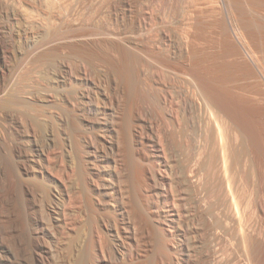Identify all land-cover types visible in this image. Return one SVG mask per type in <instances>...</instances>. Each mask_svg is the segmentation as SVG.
Returning a JSON list of instances; mask_svg holds the SVG:
<instances>
[{
    "label": "bare ground",
    "instance_id": "1",
    "mask_svg": "<svg viewBox=\"0 0 264 264\" xmlns=\"http://www.w3.org/2000/svg\"><path fill=\"white\" fill-rule=\"evenodd\" d=\"M89 1L116 27L84 25L86 0H32L31 23L0 0L55 25L20 64L0 34V97L30 56L61 63L0 111L1 264H264V0H157L181 30L162 52L137 0Z\"/></svg>",
    "mask_w": 264,
    "mask_h": 264
},
{
    "label": "rangeland",
    "instance_id": "2",
    "mask_svg": "<svg viewBox=\"0 0 264 264\" xmlns=\"http://www.w3.org/2000/svg\"><path fill=\"white\" fill-rule=\"evenodd\" d=\"M25 0H23V6L27 9V14H28V16H29V18H31V19H29V18H27V19H29V20H26V21H29L30 23H31V21H34V19L36 18L35 17V11H34V4H33V2H32V0H26V1H29L30 3H28V2H24ZM87 1H89V0H86V3H85V5H84V8H85V6H86V8L85 9H83L84 11H82L81 13L83 14H81L80 15V21H82V20H84L85 22H83V24L84 25H86L87 23H88V20L90 19L91 20V18H94V16H96V14L94 13V11H93V9L90 7V5L91 4H93L92 2L90 3V1L89 2H87ZM148 1V2H147ZM153 1V2H152ZM137 0V1H135V6H138L136 9H137V12H138V10L140 11V13H143L144 15H146V13L148 12V16H149V14H150V12H151V14H152V12L154 13V14H152L151 15V17L153 16V18H151L152 20L150 21V19H147L148 18V16L146 17V18H144V20H143V25H142V30L143 31H140V33L138 34H136L137 36H136V38H138L139 37V39L141 40H143L144 39V41H143V43L146 45L147 44V47L150 49V50H155V51H163V45L162 44H160V42L158 41L157 42V39H159V38H157L159 35H158V33L160 34V28H161V26L163 25V26H167L166 28H168L169 27V30H170V32H172V34L174 35L175 33V35H177L178 33H181V30H179L180 29V27H177V25H176V23H175V21H173L174 20V17H173V13L170 11V13H169V10H168V8H167V10L165 11V10H161L159 7H158V1L157 0ZM137 2V3H136ZM32 3V4H31ZM147 3V4H146ZM90 4V5H89ZM138 4V5H137ZM29 5V6H28ZM150 5V6H149ZM152 5V6H151ZM92 6V5H91ZM148 6V7H147ZM154 6H156V7H154ZM142 7V8H141ZM152 7V8H151ZM24 8V9H25ZM30 8V9H29ZM31 8H33V12H34V14H32L31 13V11H32V9ZM150 8V9H149ZM154 8V9H153ZM159 8V9H158ZM25 9V10H26ZM91 9V10H90ZM158 9V10H157ZM142 10V11H141ZM86 11V12H85ZM158 11V12H157ZM160 11H161V13H160ZM164 11V12H163ZM92 12H93V14H92ZM145 12V13H144ZM156 12V13H155ZM30 13V14H29ZM159 15H163V16H161L162 18H163V23L162 22H160L158 19L156 20V16H158V14ZM171 13H172V15H171ZM31 14L33 15V20H32V16H31ZM157 14V15H156ZM167 14H169V15H167ZM94 15V16H93ZM93 16V17H92ZM155 16V17H154ZM88 19H87V18ZM98 17V18H97ZM106 18L107 19V17L106 16H102V18H101V16H96L95 18H96V20H95V18L94 19H92L91 21L93 22V23H91V21L89 20V24L88 25H94L95 26V21H97V25L99 26H101V25H103V26H105L106 28H107V26L108 27H111V28H108V29H113V28H115L116 27V25L114 24V23H112V22H110V21H108V20H104L103 18ZM254 17V16H253ZM84 18V19H83ZM164 18H166V21H165V19ZM172 20H171V19ZM86 19V20H85ZM154 19V20H153ZM31 20V21H30ZM94 20V21H93ZM146 20V21H145ZM254 20L255 21H258L259 20V18L258 17H254ZM20 21L21 20H16V19H13V18H11L10 16H8V15H4V14H2V15H0V34L1 35H3L4 37H5V40H6V42H7V44L10 46V48H11V50H13V52L15 53V58L13 59V61H15V62H18L19 64H20V58H19V56L21 55V53H22V51L23 52H25V50L29 47V45L28 44H26L27 42L25 41V39H31L30 41H32L33 39H42V38H44L47 34V32H49V31H46V29H47V26L43 29L44 31H45V33H44V31L42 30H40L39 32H38V30L37 29H35V28H33L32 26V29H31V27H30V25H25V24H23V23H25V22H23V20L21 21L22 23H20ZM102 22V24H100L101 22ZM105 21V22H104ZM260 21V20H259ZM87 22V23H86ZM95 22V23H94ZM100 22V23H99ZM110 22V23H109ZM170 24H169V23ZM172 22V23H171ZM86 23V24H85ZM105 23V24H104ZM145 23V24H144ZM149 23V24H148ZM153 24V25H152ZM154 24H155V26H154ZM168 24V25H167ZM175 24V25H174ZM150 25V26H149ZM156 25H157V27H156ZM174 25V26H173ZM21 26V27H20ZM48 26H50V25H48ZM55 25H54V23H52V26H50V27H48V29L49 28H51V27H54ZM145 26V27H144ZM147 26V27H146ZM171 26V27H170ZM29 27V28H28ZM155 27V28H154ZM174 27V28H173ZM145 28V29H144ZM152 28V29H151ZM159 28V29H158ZM173 28V29H172ZM23 29V30H22ZM47 29V30H48ZM151 29V30H150ZM158 29V30H157ZM172 29V30H171ZM50 30V29H49ZM34 31H36V32H34ZM27 32V33H26ZM152 34H151V33ZM35 33V34H34ZM157 35H156V34ZM33 34V35H32ZM154 36H156V37H154ZM146 37V38H145ZM24 38V39H23ZM149 38H150V40H149ZM146 39V40H145ZM153 40V41H152ZM25 41V42H24ZM146 41V42H145ZM29 42V41H28ZM153 42V43H152ZM151 43V44H150ZM153 44V45H152ZM158 44V45H157ZM148 45H152V46H148ZM156 47V48H155ZM161 47V48H160ZM73 63H75L74 62V59H72V65H74ZM23 65L21 66L20 65V67L18 68V70H17V72H16V74L14 75V76H12V78L10 79V81H8V85H9V87H8V90H7V93L6 94H4L5 96H3V97H0V111L4 108V107H6L7 105L9 106V110L10 109H12V108H18V105L16 104L15 106H14V102H13V100L11 101V99H13L12 98V96L15 94H18L20 91H21V89H20V84L22 83V80L23 79H26L27 81L25 82L27 85H29V87H28V89H30L31 90V88L30 87H32V89H33V83H31V82H33V80H34V76H35V72H36V70H38V71H40V73H41V75H39L40 76V78H42V80H43V89H45V88H47L48 86H47V84H49L48 83V78L50 77V75H52L53 74V71H58L59 72V70H60V68H61V63H60V60L59 59H55V60H53V61H50V60H43L41 63H39V66L37 65V64H35L34 62H33V59H31V56L28 58V59H26V62L25 63H22ZM37 67V68H36ZM1 81V80H0ZM21 81V82H20ZM24 81V80H23ZM30 82V83H29ZM19 88V89H18ZM16 89V90H15ZM17 91V92H16ZM13 92V93H12ZM16 92V93H15ZM43 92V91H42ZM144 92H146V91H143L142 93H144ZM12 95V96H11ZM14 95V96H15ZM146 95V93H144V95L143 96H145ZM7 100V101H6ZM8 100H9V102H8ZM12 102V103H11ZM7 103V104H6ZM12 106H11V105ZM7 106V107H8ZM27 106V105H26ZM23 106L24 108L22 109V108H20L19 109V112L21 111L22 112V114H27V115H31V113H32V110L30 111V107L29 106ZM12 107V108H11ZM43 107H45L44 109L46 110L47 109V106H46V104L44 103V105H43ZM5 109V108H4ZM3 111V110H2ZM44 122V124H45V121H43ZM8 125V124H7ZM2 130H1V127H0V140H3V139H6L5 137V135H3V133L1 132ZM3 138V139H2ZM22 140H24V142H26L25 140V138H23ZM26 144H27V142H26ZM1 249H2V244L0 243V264H1Z\"/></svg>",
    "mask_w": 264,
    "mask_h": 264
}]
</instances>
